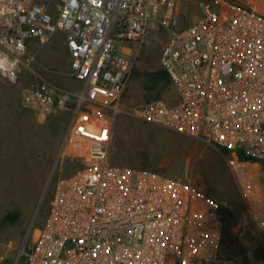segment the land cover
Returning <instances> with one entry per match:
<instances>
[{
  "label": "built area",
  "instance_id": "obj_1",
  "mask_svg": "<svg viewBox=\"0 0 264 264\" xmlns=\"http://www.w3.org/2000/svg\"><path fill=\"white\" fill-rule=\"evenodd\" d=\"M179 2L0 0V75L10 84L34 75L21 103L38 115L69 116L55 162L59 172L66 161L79 165L59 173L42 226L19 252L24 264H237L221 256L218 201L181 180L109 164L134 67L115 55L148 36L166 37L159 62L177 99L148 100L132 114L226 151L245 216L264 233V14L204 0L187 23ZM55 33L65 36L79 90L49 84L33 69L31 42Z\"/></svg>",
  "mask_w": 264,
  "mask_h": 264
},
{
  "label": "rangeland",
  "instance_id": "obj_2",
  "mask_svg": "<svg viewBox=\"0 0 264 264\" xmlns=\"http://www.w3.org/2000/svg\"><path fill=\"white\" fill-rule=\"evenodd\" d=\"M204 0H180L179 10L187 23L200 17ZM264 14V0H234ZM166 37L148 36L138 51L128 99L122 100L113 129L108 161L114 167L147 169L181 180L203 190L218 201L233 222L221 242V256L237 264H262L257 232L245 216L244 204L226 163L228 153L169 128L147 123L132 114L144 102L163 99L175 103L174 86L160 65ZM56 41L31 49L37 52L33 69L45 82L66 90L68 56ZM35 82L25 72L17 84L0 75V264H24L18 255L35 228L42 226L59 173L69 176L79 165L64 162L59 172L55 162L63 142L69 116L57 112L38 115L21 103L22 91ZM264 172V165L261 166Z\"/></svg>",
  "mask_w": 264,
  "mask_h": 264
},
{
  "label": "crops",
  "instance_id": "obj_3",
  "mask_svg": "<svg viewBox=\"0 0 264 264\" xmlns=\"http://www.w3.org/2000/svg\"><path fill=\"white\" fill-rule=\"evenodd\" d=\"M52 40H55L56 44H55L54 47H52L51 44H49L50 47L56 48V47L62 46L64 48V50L66 51L67 56H68V72L67 73L69 74L70 58H69L67 49L65 48V45H64L65 36L62 33H55L48 41H50V43H51ZM38 46L39 45L36 42H31V49L34 48V47H38ZM137 53H138V51L137 52L134 51L133 45L127 46V47L122 48L115 55V59L117 60V62H121V61L131 62V61H134V65H135V59L137 57ZM65 82H66L69 90H79L81 88V83L76 81V80H74L69 75L67 76V79H65ZM129 86H130V84H129ZM129 86H128L125 94H124L123 100H127L128 99ZM91 95H92V97L95 100H99L101 102H104L105 100H107V97L104 94H100V93L95 92V91H93ZM256 244H257V248H258L257 251H258V254H259L258 258H259V260H261L260 262L262 264H264V233L261 234L258 237V239L256 241Z\"/></svg>",
  "mask_w": 264,
  "mask_h": 264
},
{
  "label": "trees",
  "instance_id": "obj_4",
  "mask_svg": "<svg viewBox=\"0 0 264 264\" xmlns=\"http://www.w3.org/2000/svg\"><path fill=\"white\" fill-rule=\"evenodd\" d=\"M263 165L264 164L262 163L261 166H263ZM222 215H223V221H224V230H223V237H224V235H226V233H228V230L231 228L233 222L231 221L230 217L228 218L226 216V214L224 213L223 208H222Z\"/></svg>",
  "mask_w": 264,
  "mask_h": 264
}]
</instances>
